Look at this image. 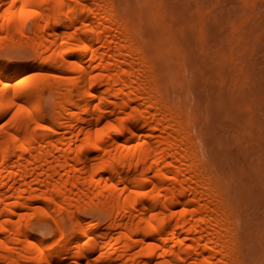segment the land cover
<instances>
[{
	"label": "bare ground",
	"instance_id": "6f19581e",
	"mask_svg": "<svg viewBox=\"0 0 264 264\" xmlns=\"http://www.w3.org/2000/svg\"><path fill=\"white\" fill-rule=\"evenodd\" d=\"M122 1L0 0L33 60L0 57V264H260L182 49Z\"/></svg>",
	"mask_w": 264,
	"mask_h": 264
},
{
	"label": "rangeland",
	"instance_id": "374dc122",
	"mask_svg": "<svg viewBox=\"0 0 264 264\" xmlns=\"http://www.w3.org/2000/svg\"><path fill=\"white\" fill-rule=\"evenodd\" d=\"M135 1L139 8L137 13L142 12L141 25L150 31L160 29L183 51V74L190 83L189 102L192 108L198 105L197 109L193 108L198 110L201 101H196L203 98L208 105L204 106L210 108L207 109L212 114L210 118L213 116L215 121H207L208 126L211 122L210 127H213L208 129V138L217 135V148L223 144V152L231 150H226L224 156L230 159L232 155L233 161L220 157L225 165L221 164L228 169L227 161L233 166L229 169L235 166V170H239V180L231 177L229 180L237 189L243 185V189L240 188L243 196H240L244 200L241 198L239 205L242 207V201H246V206L244 203L245 210L241 212L238 206L241 213L238 217H244L249 223L245 235L253 234L259 239L258 247L263 256L260 264H264V0ZM15 47L22 50L10 54L0 52V57L9 62L33 61L25 44ZM43 65L38 70L49 74L59 68L54 63ZM207 110L204 113L209 117ZM40 211L38 208L32 211L35 223L42 221L48 227L55 224L53 215ZM89 215L104 222V217L98 214L90 211ZM244 218L240 224H247ZM43 237L47 242L56 239L51 234Z\"/></svg>",
	"mask_w": 264,
	"mask_h": 264
}]
</instances>
